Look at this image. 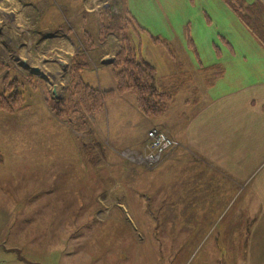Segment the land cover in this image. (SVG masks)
Masks as SVG:
<instances>
[{"label": "rangeland", "instance_id": "obj_1", "mask_svg": "<svg viewBox=\"0 0 264 264\" xmlns=\"http://www.w3.org/2000/svg\"><path fill=\"white\" fill-rule=\"evenodd\" d=\"M124 5L0 0V94L6 77L22 99L17 109H0V264H264V252L250 246L261 210L250 182L219 210L196 205L189 214L185 187L174 188L184 185L183 162L163 167V156L144 161L147 128L161 129L154 125L157 117L139 111L132 93L116 94L82 120L53 112L71 89L74 62L85 83L104 91L95 81L101 67L112 71L120 40L115 33L101 38L98 26L107 24L105 11L122 16ZM127 36L157 76L193 70V80L186 78L187 88L175 97L187 104L197 98L192 90L202 86V76L191 67L193 52L202 61L211 49L200 31L191 45L185 35L183 43L176 38L166 44L132 28ZM63 39L72 46L67 53L60 50ZM169 81L160 76L158 85ZM239 209L242 219L232 221Z\"/></svg>", "mask_w": 264, "mask_h": 264}, {"label": "crops", "instance_id": "obj_2", "mask_svg": "<svg viewBox=\"0 0 264 264\" xmlns=\"http://www.w3.org/2000/svg\"><path fill=\"white\" fill-rule=\"evenodd\" d=\"M228 1L124 0V9L151 37H161L171 43L178 38L183 43L181 39L185 35L184 40L189 38L193 44L192 37L198 30L203 42L210 46L202 61L193 52L195 63L191 67L202 76V86L192 90L198 96L189 104L183 100L178 102L176 97L187 88L186 78L193 80V73H190L193 70L181 69L171 73L168 69L159 76L156 71L157 85L160 76L179 77L185 84L166 108L169 114L164 111L155 118V126L168 131L179 141L177 147L163 155L162 166L182 162L186 166L184 185L174 188L185 187V203L191 206L187 209L192 215L196 205L215 206L214 209L219 210L236 189L250 182V193L260 199L261 206L258 217L255 216L254 231L250 232L254 238L250 246L258 247L253 249L255 252H264V43L247 29ZM256 1L239 0L244 6L253 5ZM255 20L258 21L257 18ZM201 30H209L210 33ZM217 37L220 39L218 47L213 49ZM195 38L198 39L197 36ZM60 44L62 52L72 50V46L67 47L65 39ZM58 63L63 65L60 61ZM214 65L218 66L220 73L207 85L200 68ZM176 67H179L178 63ZM101 69L103 72L95 81L96 87L113 89L110 66L107 64ZM172 83L173 80L158 86ZM195 109L197 111L191 115ZM236 215L232 221L242 219L240 209Z\"/></svg>", "mask_w": 264, "mask_h": 264}, {"label": "trees", "instance_id": "obj_3", "mask_svg": "<svg viewBox=\"0 0 264 264\" xmlns=\"http://www.w3.org/2000/svg\"><path fill=\"white\" fill-rule=\"evenodd\" d=\"M239 18L246 25L247 29L264 43V0H258L253 5H243L239 0L227 2ZM107 24L100 22L98 26L101 38L108 34L115 33L120 40V48L115 54L112 63V76L114 89L98 91L85 83L80 76V69L73 63L70 69L71 89L60 99L56 107H52L53 112L58 117L77 116L83 119L85 116H94L104 109V104L116 94L130 92L134 95L135 103L141 113L149 117H158L163 113L165 104L172 102L178 92L185 87L184 80L179 77L169 76L173 80L172 85L159 87L156 82V70L148 61L143 59L139 53V48L134 46L127 36V31L132 28L136 34L143 32L135 19L127 11L119 18H112L109 11L102 14ZM258 19L253 21V19ZM104 34V35H103ZM82 36L88 39L86 32ZM90 37V35H89ZM139 37V36H138ZM154 42L166 44L167 41L151 37ZM187 43L191 45L188 38ZM88 43V42H87ZM79 65L80 63L77 62ZM78 67V68H77ZM200 72L205 75L204 81L210 85L220 71L218 66L200 68ZM211 73L207 76V73ZM187 80V79H186ZM186 82V81H185ZM4 91L0 94V109L12 111L20 107L22 103L21 95L18 93L15 83H7V78H3ZM196 94V91H193ZM81 126L84 122H81Z\"/></svg>", "mask_w": 264, "mask_h": 264}, {"label": "built area", "instance_id": "obj_4", "mask_svg": "<svg viewBox=\"0 0 264 264\" xmlns=\"http://www.w3.org/2000/svg\"><path fill=\"white\" fill-rule=\"evenodd\" d=\"M147 149L144 153V161L147 164L157 162L168 150L177 146L175 142L166 132L155 127L150 128L146 132Z\"/></svg>", "mask_w": 264, "mask_h": 264}, {"label": "water", "instance_id": "obj_5", "mask_svg": "<svg viewBox=\"0 0 264 264\" xmlns=\"http://www.w3.org/2000/svg\"><path fill=\"white\" fill-rule=\"evenodd\" d=\"M33 71H34V72H37V71H38V68H34ZM53 93H54V92H53Z\"/></svg>", "mask_w": 264, "mask_h": 264}]
</instances>
